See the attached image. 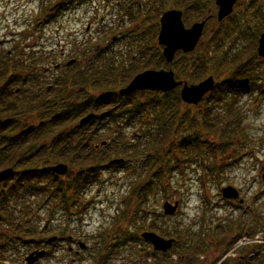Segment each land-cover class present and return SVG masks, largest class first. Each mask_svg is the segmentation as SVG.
Segmentation results:
<instances>
[{"label": "rangeland", "instance_id": "obj_1", "mask_svg": "<svg viewBox=\"0 0 264 264\" xmlns=\"http://www.w3.org/2000/svg\"><path fill=\"white\" fill-rule=\"evenodd\" d=\"M175 1L0 0V68L7 66L9 73L27 69L30 75L37 76V80L31 77L32 86L43 81L44 85L53 84L55 88L54 85L60 84L56 78L66 75L67 71L68 78L73 80L77 70L84 73L90 70V76L94 77L92 74H103L110 67L117 68L121 75H116V79L123 82L116 92L125 88L136 75L149 70H171L176 81L188 85L212 76L218 85L235 72L233 66L219 69L218 61L234 59L238 66L251 62L252 72L258 73V81L248 94L238 99L237 105L226 107V110H223L224 106L214 105L218 107L219 122L223 118L225 123L228 122L236 112L241 114L239 128L243 133L234 144L238 142V152L225 149L214 153L210 148L213 138L205 134L204 137L211 140L209 144L202 150L190 152L188 158L166 147L160 152L159 163L170 168L165 169L168 172L152 189L145 191L144 198H130L129 192L133 182L145 174L149 165V158L144 153L141 155L145 150L142 145H149L150 140L159 141L170 127L168 120L162 117L164 112L159 108L143 110L140 119L133 118L132 112L124 111V117L110 119L98 109L79 118L76 125L83 127L79 134L83 133L87 138L91 132L96 136L92 142L98 147L92 152L97 157L102 156V166L106 169L97 174L92 186L80 189L77 194H69L71 199L68 202L62 200L60 191L48 196L49 185L37 194L18 198L10 212L15 216L14 227L20 234L19 237L13 235L6 225L0 224V238L9 234L8 239H17L10 247L4 246L0 240V264H25L24 258L34 250V245L26 242L39 239L45 242L54 236L59 240L52 246L43 244L41 248L46 253L35 264H218L225 257L227 264H237L233 256L240 254L245 257L242 264H264V238L257 256L249 260L247 257L253 253L251 248L255 244L233 252V245L226 247L239 234V222L237 208L222 200L220 194L227 186L237 192L242 190L247 203L264 216V60L257 56L258 39L264 31V0H238L230 19L219 24L214 20L217 13L215 0H201L199 9H203V16L195 21V11L190 12V21H185L184 25L188 28L210 15L203 36L192 52H178L171 65L160 67L153 57L158 48L161 52L157 44L159 19L165 11L180 10ZM57 2L62 3L60 13L44 22L52 13L51 5ZM45 7L49 8L46 10ZM207 53L205 72L198 81H192L198 58ZM20 60L25 64L21 65ZM5 76L6 72L3 73ZM246 80L250 85L253 79L248 74ZM91 84L97 87L86 86L79 96L80 91L71 85L66 91L60 90L62 94L55 97L52 91L51 112L67 108L68 103L82 104L87 98L95 101L99 85L96 81ZM173 93L170 100L175 103L174 97L179 96V89ZM205 97L195 106L180 101L179 116L186 114L198 118V112L208 101ZM157 98L149 92L133 96L134 101L141 103ZM103 109L114 110V116L122 109L126 110L117 106ZM93 113L103 116L92 120ZM88 115L92 118L81 123ZM181 125L182 122L176 123L178 130L169 138L171 144L180 143L191 132ZM242 134H246L248 140ZM90 143L88 145L93 149ZM116 160L123 162L110 164ZM56 164L64 163L49 162L47 166ZM40 167L45 166L41 164ZM171 168L174 169L169 172ZM76 173L75 167L70 166V175L59 178L67 185ZM165 202L172 206L179 203L173 215L163 213ZM260 229L264 235V226ZM143 232L175 240L174 248L165 254L154 252L140 238ZM67 236L74 240L73 244L66 242ZM125 238L129 240L127 244L119 243ZM78 241L86 246L85 251L77 246ZM47 252L53 253L47 256Z\"/></svg>", "mask_w": 264, "mask_h": 264}, {"label": "trees", "instance_id": "obj_2", "mask_svg": "<svg viewBox=\"0 0 264 264\" xmlns=\"http://www.w3.org/2000/svg\"><path fill=\"white\" fill-rule=\"evenodd\" d=\"M57 3L58 4L51 5L50 12L52 13L48 15V18H46L44 22H47L60 13L59 10H61L62 3ZM175 6L182 11L183 22L190 21L189 15H191L190 12L193 11H195L197 15L193 18L195 21H197L200 16H203V9H199L201 0H179V3L178 0H176ZM48 8H46V10ZM214 39L213 37V40ZM217 43L218 42H216V44ZM153 57L157 65L160 63V67L168 66L164 62L159 48ZM208 57L209 55L207 53L204 57L198 58L196 66L193 69L192 81H198L199 78H201L200 75L206 70ZM237 63L235 59L232 61H218L217 67L219 69H227L233 66L235 67V72L228 80H223L218 85H215L214 89L205 95L208 101L205 103L204 109L198 112V118H190V116L186 114L184 116H179L177 108L181 105L180 97L177 95L174 97L176 98L175 103L170 100V97L174 94V90L165 94L149 92V95L155 94L158 98L142 103L134 101L133 96L135 94L127 96L119 95L115 90L123 85V82L121 83L116 79V75H121L116 67H110V69L105 72L106 74H92L94 77H97V80L99 79L101 81L100 83L98 82L99 89H96V91L101 90V95L96 98L95 101L87 98L84 102L85 104L82 103V105L72 108L55 109L52 113L50 104H37V101L33 100V96L29 93H25V90H22L21 86L19 94L14 93L18 84L23 82V80H20L18 77L30 75L27 69L25 71L22 70V72L15 71L9 73L7 66L0 68V171L5 169H11L13 171L12 175L5 182L0 183V224L6 225L10 233L19 237L20 232L18 229H15V222L13 223L15 216L10 212L12 204L17 201L18 198L26 194H37L43 190L44 186L49 185L47 187H51L47 188L48 196L51 195L50 197H52L53 193L60 191L59 194L62 200L68 202L71 199L69 194H77L80 192V189L83 190L92 186L94 184L93 180L97 174L103 169H106L105 166H102V156L97 157L96 154L92 152L95 150L88 147V144H83L82 141L86 140L88 136L86 138L83 133L79 134V130H82L83 127L76 125V121L87 114L89 106L100 109V111H108L106 115L110 119L113 117H124V111L128 113L132 112L133 118L141 119V111H152L155 108H159V110L164 112L162 117L164 116L165 119L168 120L167 122L170 127L164 131L163 136L159 137V141L150 142V140L149 145H144L142 143V146H145V150L142 151L141 155L144 153L145 157L149 158V165L145 174L140 175L133 182L129 192L131 193V195H129L130 198H136L138 196L144 198L146 195L145 191L152 189L156 181L163 178L165 173L168 172L165 171V169L170 167L166 165L161 166L159 163V159H161L160 156L162 157L160 152L164 151L166 147L171 150L175 149L174 151H177L179 156L188 158L190 152L202 150L204 145H207V143L209 144L211 140H207L206 137H204L205 134L213 138L212 143H210V145L213 144V146L210 148L214 153L218 151L224 152L225 149L232 150L234 153L238 152V142L236 145L234 144L239 134L243 133V130L239 128L241 114L236 112L231 119L227 120L228 122L225 123V118L221 119L219 122V116L217 114L218 107L214 106L215 104L224 106L223 110H226V107H234V105H237L238 99L241 98L243 94H248L252 86L256 84L255 81L251 80L252 83L249 85L248 80H246L248 74L251 78L256 74L251 70V62L240 64L239 66ZM20 64L23 65L25 63L23 61L20 62ZM5 72L6 76L3 77V73ZM87 72L91 71L88 70ZM66 73V75L56 78L60 84L58 86L57 84L54 85L57 87V91H55L56 87H53V90L49 91V95L52 94L53 91V96L55 97L61 93L60 90L69 88V85L75 88L83 87L84 85L90 86L91 82L94 80L90 74H86L79 70L73 74H77V76H75L76 78L73 80L68 78V71ZM95 87L97 86L95 85ZM80 93L81 91L77 95H81ZM20 96L22 97L18 99ZM45 101L50 103L51 95L45 98ZM208 103L210 104L207 106L206 104ZM41 105L46 106L40 107ZM47 106L48 109H46ZM113 106L126 108V110L122 109V112L119 111V113L114 116L113 114L115 111L113 109V112L103 109ZM127 107L130 109H127ZM34 109L36 113H34ZM40 109L47 110L49 113L44 116L38 115L37 113H39L38 111H40ZM31 115H35V121H33ZM19 119L22 122L20 127L21 132L17 135H13L17 123L19 122L20 124ZM41 122L42 124H40ZM177 122H182L180 127H184L191 132L185 136L180 143L171 144L169 138L178 130V128L175 127ZM29 123H32V126H28L30 125ZM242 136L244 139L248 137L246 134H242ZM190 145H193L194 148ZM234 148L236 149L234 150ZM207 149L210 152V149ZM49 162L54 164L64 163L68 164L69 167H75L77 171L76 176L69 180L67 185H65V183L63 184L60 178L52 173L50 168L51 165L47 166ZM41 164L45 167H40ZM172 169L174 168H171L169 172L172 171ZM69 175L70 174L67 176ZM237 237L238 235H235L226 247L232 246ZM8 238L9 234H4L0 238L1 243H4L6 247H10L17 242L15 238ZM43 242V239L37 240V246ZM173 252L175 253V251ZM227 261V259H224L220 264H227ZM237 264L242 263L238 262Z\"/></svg>", "mask_w": 264, "mask_h": 264}, {"label": "water", "instance_id": "obj_3", "mask_svg": "<svg viewBox=\"0 0 264 264\" xmlns=\"http://www.w3.org/2000/svg\"><path fill=\"white\" fill-rule=\"evenodd\" d=\"M237 0H215L217 7L216 20L223 21L233 11V7ZM208 21V18L192 24L189 28H185L182 21V13L177 10H169L164 12L159 19V32L157 35V44L162 47V57L167 64H171L177 52L189 53L194 50L199 40L202 37L203 30ZM257 54L264 58V32L258 40ZM215 82L212 76H208L203 81L195 85H188L185 82L176 81L171 70H149L136 75L127 87L119 91L120 94H131L135 92H158L168 93L180 87V100L187 105H197L203 97L213 90ZM92 118L91 115L82 119L81 123L87 122ZM122 160L111 161L110 164H121ZM52 173L56 176L66 175L68 168L66 165L58 164L51 167ZM11 169L0 171V183L5 182L11 175ZM221 196L225 200H236L238 192L235 188L227 186L221 189ZM178 207V202L172 206L165 202L162 206L165 215H173ZM142 240L152 246L153 251L167 253L172 249L174 240L163 239L155 233L143 232ZM50 241H54L51 238ZM80 248L84 249L83 244H79ZM43 252H35L26 258L27 264H33Z\"/></svg>", "mask_w": 264, "mask_h": 264}, {"label": "flooded vegetation", "instance_id": "obj_4", "mask_svg": "<svg viewBox=\"0 0 264 264\" xmlns=\"http://www.w3.org/2000/svg\"><path fill=\"white\" fill-rule=\"evenodd\" d=\"M254 1L255 0H250V2H254ZM232 13L227 18H225V20L226 19H230V17L232 16ZM71 61H73V60H71ZM20 62H23V60H20ZM89 74H91V73L89 72ZM257 74H255L254 77L252 78L253 81H255V83L258 81L257 78H256ZM31 77H33L35 80H37V76H33V75H23V76H19L18 77L20 80H23V82L20 83V86L22 87V90H25L24 91L25 93L31 94L33 96V98H34L33 100L37 101V104H46L47 103V105H48L49 102L48 101H45V98L50 97L49 91L53 88V84H50V85L47 86V85H44L45 82H43V81H41V82L37 81V84L32 86L31 85ZM260 77L261 76H258L259 79H260ZM92 79H94L93 81H96L97 83L99 81V80H97V77L96 76L93 77ZM38 82L40 83V86H39ZM20 86L16 87L15 88L16 90L14 89L15 90L14 91L15 94H19V92L21 91V87ZM90 86H92V88L95 87V85L93 86L92 84H90ZM84 88H86V85H84L83 87L77 88L78 90L81 91L80 94H82V89L84 90ZM178 89H179V95H180V88H178ZM97 91H99L98 97H100L101 90H97ZM119 91L120 90H118L117 93L119 95H121L119 93ZM77 96H79V95H77ZM125 96H127V95H125ZM65 97H67V96H65ZM83 104H85V103H83ZM71 105H73V107H76V106L82 105V104L80 103V104L75 105V104L72 103ZM71 105H69V103H68V105L66 107H69ZM45 106H42L41 105L40 107H45ZM88 108H89V111L87 112V114L91 113V111L94 112L95 110H98L97 108L92 107V106H89ZM46 109H48V106L46 107ZM38 112L40 114L39 113H37V114L38 115H42V116L47 115L49 113L47 110H42V109H40V111H38ZM34 113H36L35 112V109H34ZM105 113L107 114V112H104L103 114H105ZM101 116H103V115L102 114H94V117H93L92 120H95V119L96 120L97 119L99 120L101 118ZM31 117H33V121H35V118H36L35 115H31ZM106 117H107V115H106ZM19 121H20V119H19ZM39 121H41V120H39ZM77 121H76V124H77ZM21 124H22L21 121H20V124H19V122L17 123V127H15V129H14L13 135H17V134H19L21 132V129H20ZM29 124L30 125H28V126H32V123H29ZM40 124H42V122ZM92 132L94 133L93 130H92ZM89 135H91V136L88 137L86 140H83V141L81 140V141L85 145H87L88 142H91L90 143V146L93 147L94 150H96V148L98 146L97 145H94L93 142H92L93 139H94V136H93V134H91V132L89 133ZM88 147H89V145H88ZM56 165H58V164H56ZM63 165H66L67 168H68V171H69V166L67 164H63ZM53 166H55V165H52L51 167H53ZM68 171H67L66 175L68 174ZM66 175H64V176H66ZM254 196H256V194ZM222 200H224V199L222 198ZM225 201L228 202L229 205H232L233 207L235 206L237 208V215H238V222H239V234H238V237H237V239L235 240V242L233 244V248H232L231 251L233 252V251H235V250H237V249H239V248H241V247H243L245 245H249V244L253 243V244H255V246L254 247L252 246V248H251V249H253V253H251L247 257V259L249 260L252 257H256L257 256V250L260 247V242L264 238V235H262L261 232H260L261 231L260 227L264 226L263 225L264 224V216H263V214H261L256 208L251 207L247 203L246 195L243 193L242 190L241 191H238V198L236 200H225ZM178 207H179V203H178ZM51 238H54V241L51 242L50 241ZM51 238L45 240L44 243H40L39 246H37L38 245L37 244V241H34V240H31L32 242L31 241L26 242V243H29V245H31V244L34 245V250H33V252L31 254H34L35 252H43L42 255L39 258H41L42 256H44L46 252H45V250L43 248H41V246L43 244H45L46 246H48V245L52 246V245H54L59 240V237H57V236H54V237H51ZM140 238H141V236H140ZM66 242L73 244L74 243V240L67 236L66 237ZM128 242H129V240L126 239V238L119 240V243H122L124 245L127 244ZM79 244H83V243H81L79 241L77 242V246L80 248V245ZM174 244H175V240H174ZM174 244H173V246H174ZM83 247H84V249H82V248H80V249L85 251L86 250V246L84 244H83ZM69 248H70L69 250H71V247H69ZM52 253L53 252H47V256H51L50 254H52ZM156 253L165 254V253H162V252H156ZM29 254H28V256H29ZM27 257L24 258L25 259L24 260L25 261V264H27V262H26V258ZM233 257H234V261L238 260V262L244 263V258L245 257L242 256L241 254L238 255V256L235 255ZM226 258L227 257H225L224 259H226ZM38 259L35 260L33 262V264H35L38 261ZM221 262H219L218 264H220Z\"/></svg>", "mask_w": 264, "mask_h": 264}]
</instances>
